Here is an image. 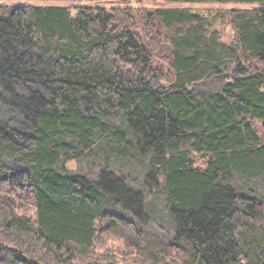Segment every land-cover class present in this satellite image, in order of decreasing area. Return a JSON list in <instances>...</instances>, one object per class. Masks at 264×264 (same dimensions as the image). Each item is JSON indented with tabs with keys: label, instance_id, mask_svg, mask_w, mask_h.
Listing matches in <instances>:
<instances>
[{
	"label": "trees",
	"instance_id": "16d2710c",
	"mask_svg": "<svg viewBox=\"0 0 264 264\" xmlns=\"http://www.w3.org/2000/svg\"><path fill=\"white\" fill-rule=\"evenodd\" d=\"M33 1L0 0V264H91L103 236L262 264L264 0ZM83 158L107 164L67 171ZM113 160L165 193L173 240Z\"/></svg>",
	"mask_w": 264,
	"mask_h": 264
},
{
	"label": "rangeland",
	"instance_id": "374dc122",
	"mask_svg": "<svg viewBox=\"0 0 264 264\" xmlns=\"http://www.w3.org/2000/svg\"><path fill=\"white\" fill-rule=\"evenodd\" d=\"M123 1H129L132 5L142 4L140 0H46V1H33L34 3H49V4H89V5H113ZM156 3H165L162 0H144L143 4L147 6H154ZM170 4V3H168ZM197 5V4H196ZM197 6L200 7H211L217 9L219 7H230V4L220 5L203 3ZM223 36L228 41L232 38V29L230 26L222 27ZM200 163H204L203 160L198 159ZM104 160L96 158H83L80 160H70L66 163V169L70 173H87L91 177H97L100 168L106 165ZM111 165L116 171L124 174L128 177L130 183L137 187L143 188L147 192V200L149 203L148 213L149 218L147 221L146 228L159 236L164 242H170L174 238V225L172 219L166 209V195L162 191H158L145 182V168L142 165L124 164L120 160L111 161ZM248 188L255 186L253 182L250 185L247 183ZM263 190V186L258 185ZM160 192V193H159ZM259 240L263 241L261 248V255L264 258V233L258 235ZM261 238V239H260ZM257 244V243H256ZM168 247V248H167ZM164 248V247H163ZM260 249V248H259ZM132 248H128L123 239H114L113 237H100L97 242L94 251L91 252L85 259L86 262L91 264H103L112 262L113 264H183L182 255L171 246L166 245L164 249V256L162 257V263L156 256V260L153 257H138ZM132 256V257H131ZM84 257V256H83ZM259 261V259H257ZM261 262V261H260ZM264 264V262H262Z\"/></svg>",
	"mask_w": 264,
	"mask_h": 264
}]
</instances>
